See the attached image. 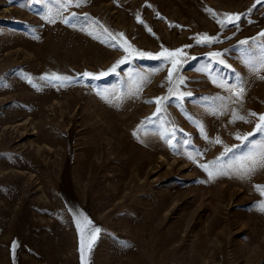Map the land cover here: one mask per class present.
Returning a JSON list of instances; mask_svg holds the SVG:
<instances>
[{"label": "rangeland", "instance_id": "374dc122", "mask_svg": "<svg viewBox=\"0 0 264 264\" xmlns=\"http://www.w3.org/2000/svg\"><path fill=\"white\" fill-rule=\"evenodd\" d=\"M261 33L264 0H0V264H81L77 225L89 220L101 232L88 264H264V169L210 180L198 166L253 131L249 112L264 114V69L241 59L249 46L259 55ZM205 34L214 42L197 43ZM163 49L187 56L171 84L168 60L137 54ZM52 74L72 83L41 79ZM213 80L246 81L242 101ZM165 96L153 116L145 101ZM233 110L250 122L229 123Z\"/></svg>", "mask_w": 264, "mask_h": 264}, {"label": "snow or ice", "instance_id": "6c2138e0", "mask_svg": "<svg viewBox=\"0 0 264 264\" xmlns=\"http://www.w3.org/2000/svg\"><path fill=\"white\" fill-rule=\"evenodd\" d=\"M42 2V0H41ZM85 0H75V6L79 7L82 3H84ZM66 5H71L73 3V0H65ZM76 19V14L73 13L72 17L65 18L62 22L67 24L69 23V20ZM240 19L239 15L235 16H227V18L223 21L217 20V23H220L223 27H226L229 23H235ZM138 22L140 21V17H137ZM49 22H55L52 20H49ZM107 31V30H105ZM262 36H264V33H261ZM109 36H112L111 33H109ZM117 37L123 38V34H116V36H113V39H116ZM214 42L213 37H209L206 34L202 37H197V43H212ZM240 45H248V41H240ZM124 45H127V41L124 40V44L120 45L121 47H124V51L128 53L129 56L132 55V52L136 51L135 49H132L131 45H127L126 47ZM188 47V46H186ZM140 57L147 56L152 59H160L161 57H164L166 60H168L172 67L168 70V77L166 78L169 83L171 84L173 82V74L174 72L178 71L179 67H182L183 61L180 59H177L178 55L183 54L182 49H177L175 51H169L167 49H163L161 53H159L156 56H153L150 53H144V52H138L137 53ZM210 58H212L213 63H218L224 67L230 68L231 66L226 63V61L222 58L223 54L220 52H213L207 54ZM184 59H187L186 54H183ZM195 59V57H193ZM241 59L244 61V63L247 66L252 67L255 70V64L253 61L255 59L259 60L261 69H264V45L259 47V55H256V51L253 50L250 46L243 49L241 53ZM129 62L128 57L122 58L121 60L117 61L109 70L108 72H102L99 75H93L92 73L85 72L83 73L84 77H89L91 79H100L103 76L108 75L109 73H115L116 69L125 63ZM41 79L44 80H52L55 81L59 86H64L65 84H71L72 78L67 76H60L57 74H52L51 77H41ZM239 79V77H237ZM183 78L180 79V83L182 84ZM213 83L217 85V87L223 88L226 91H229L232 93V96L236 98V101H242L244 93H245V85L246 81H240L238 84L229 85L226 81H216L213 80ZM169 92L171 95H174L178 101L181 103L184 100L185 96H191V93H185V92H176L172 88L169 89ZM170 96L165 97H157L154 98V100L145 101L146 103H156V111L153 113V116H157L159 113H161L164 110V106L170 101ZM226 107V106H225ZM217 114V113H213ZM248 117H254L259 122L255 124V127L253 128V131L251 133H247L244 135H241L237 133L235 135V139L239 140L240 143L237 145H233L232 147H225L224 150L220 153L219 156L216 157L215 160L210 161L206 164H200L198 165L201 167L205 172H207L209 179H213L218 175H235L242 179H249L252 175H254L258 170L264 169V139L260 141L252 140L251 138L255 135H260L261 137H264V114H258L255 112H249ZM248 117L240 115L235 110L232 111L231 119L229 120V123H236L237 121H243L245 123L250 122ZM191 123H193L197 129L201 132L203 135V138L210 143L214 144H221L222 140L217 137L214 139H210L207 130L204 128L203 124L198 122L197 120H192L191 117H187ZM150 119V118H149ZM135 135V133H134ZM171 136L173 139H175V130L171 133ZM167 142L171 145L172 140L169 139ZM185 145L189 144L190 141L185 139L183 141ZM249 147L251 149L250 152L246 153L243 156H236V157H230V154L233 152L239 151L241 148ZM189 159H194L192 156L188 157ZM256 190L260 192V195L264 197V186H255ZM258 210L261 212H264V199H262L259 204L257 205ZM79 215V213H77ZM78 229L81 231V264H88V254L92 251V249L95 246V241L98 238V234L101 232V229L99 227H96L92 225V222L89 220L87 221V227L82 228L81 225L78 223L77 225ZM15 246V242H14Z\"/></svg>", "mask_w": 264, "mask_h": 264}]
</instances>
